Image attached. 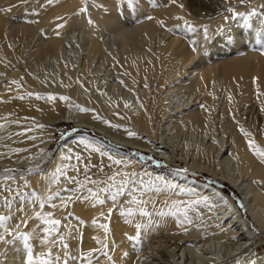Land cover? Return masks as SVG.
I'll list each match as a JSON object with an SVG mask.
<instances>
[{"label":"bare ground","instance_id":"1","mask_svg":"<svg viewBox=\"0 0 264 264\" xmlns=\"http://www.w3.org/2000/svg\"><path fill=\"white\" fill-rule=\"evenodd\" d=\"M4 1L6 0H0V56L11 60V58L17 57V49L14 51L15 38L13 41L10 38L5 39L2 33L7 22L4 15ZM88 1L38 0L31 3L30 8L26 11L27 13H33L38 7H42L43 11L37 16V34L39 38L33 42L32 49L28 54L38 58V61H46L47 63H50L52 59L57 60L59 62V66L56 65L57 69L55 71L57 77L54 78L47 74L46 78L40 81L35 79L33 71L29 73L27 70L22 69V71L17 70L5 76L2 74L0 83L5 82L7 84L10 81V85L8 84L10 87L13 84L22 86L29 93L44 97V99H37L36 96L28 97L29 94L25 93L28 97L26 99L23 95L27 103L45 109L48 116L52 117L51 122L56 124L61 122L73 123L80 130L95 132L108 140L106 141L108 144L121 148H113L111 145L104 144L89 135H77L73 140L65 142L66 144L56 152L52 161L42 172L31 175L33 180H37L39 183L46 181L43 179L61 163L60 157L69 149L84 156L85 150L80 147L82 141L94 143L111 155L113 159H119L123 162L116 165L107 156L99 157L95 155L96 153L92 154V159L99 162V167L103 166L106 171L112 174L116 171L128 172L127 165L139 169L137 174L141 173L140 169L147 172H160L152 166L142 165L136 158L121 151L126 148L148 152L158 157L166 155L158 149L159 145L155 148L152 144L153 118L148 113L147 102L141 96L143 93L138 94L136 105H128L122 97L104 98L102 95H95L97 101L91 102L79 92L80 90L77 88L72 89L66 84L71 75L77 71L79 61H83L80 66L82 69L81 74L89 71L94 64L97 53L107 57V52L111 51L117 38L121 41V59L119 64H113L114 66L111 69L115 72L113 73L115 78L118 77L117 79H119L133 68V64L126 61L129 55H134L131 50L135 48V51L143 52L149 45L150 38L158 30L171 27L181 31L187 29L185 25V21H187L197 29L194 32L196 34L195 47L208 44L215 36L220 37V41L213 40V42L215 41L213 48L215 47L216 50L224 52L225 59L222 62L214 60L205 65L199 63L197 67L194 64L191 67V78L188 79L187 77L180 83L182 84L181 89L193 95L201 87L211 89V85L216 86L223 83L224 88L227 90V94H224L227 96L226 100L224 99L225 103L235 108L238 107L239 101L236 97L242 94L243 97L241 96V98L244 101H241V103L246 106L253 99L259 107L256 111L257 114H255V125L251 129L244 127L245 131L251 133V136L245 137L241 131L231 132L227 136L224 131L220 133L217 129H214L215 127H210L211 113L209 110L215 103V98L211 93L207 95V100L205 99L200 107L195 104L196 106L192 105L186 109L184 105L189 103L191 99L181 102L175 109L165 105L164 114H169L171 118L168 122L170 132L168 134L163 132L162 135L160 134L161 136L158 135L161 145L162 140H166L171 134L169 143L174 144L170 147L173 150V147H175L174 141L180 134L179 131L185 130L186 126H190V137H188V143L182 151L184 154L189 155L191 148H194L191 155L194 162L206 160L213 166V168L211 167L212 170H209L213 176H217L219 172L224 174L221 178L243 197V206L248 220L242 214L238 215L240 210H238L232 198L224 195L222 191L214 188L211 184L200 183L195 179L173 174L174 179L180 180L184 184L175 183L179 186L177 185L176 188L170 190L173 193L169 191L160 192L164 203L167 201V204L163 206L162 203L159 204L160 206L157 205L156 208H150L149 212L152 214L151 226L141 232L139 242L129 241L127 235L136 234L134 227L136 223L148 224L149 219L147 217H141L137 214L134 218H130L132 223H126L125 218L120 216L119 210H116L113 211L111 219L106 220L101 216V212L106 215L108 209L113 207L110 200L105 205H97L96 207H92L88 202L74 201L72 211L77 210V221L73 219L72 222L77 225V252L82 250L87 253L89 250L102 248V244L97 243V239H99L108 244V248L105 250L112 256L115 264H220L232 258L240 259L239 264H251V261H256V257L250 256L249 249L253 243L258 241V237L264 233V164L253 154L248 146V141L253 140L261 148H264V0H248L246 4H241L240 0H206L209 4L204 7L206 8L204 11H199L200 13L196 11L198 8L192 11L187 10L183 4L184 0H176V3H172V0H131V3H129L128 0L129 7L127 9H131L129 15L115 11L119 10L117 3L120 0H116L113 4L108 3L107 0H98L104 6L105 11L90 7L88 9L90 14H88V11L81 12L80 9ZM193 1L188 2L191 4ZM151 3H156L159 10L155 13L149 12L147 21L144 20L146 21L145 24L137 25L134 23V28L131 30L126 29L124 21L145 16V11L149 9ZM86 5L89 7L88 4ZM180 5H183V7L181 8ZM229 7L241 13L242 18H218ZM208 11L210 14L207 13ZM253 11L255 15H251ZM178 16L184 17V19H176ZM149 17L153 19H149ZM243 17H247V23H245ZM160 22H163V24ZM205 26L209 29L210 39L208 40H205L203 36ZM81 27L84 29H81ZM225 29L227 36H223V30ZM198 33L200 34L198 35ZM19 34L20 31L15 33V37H18ZM192 48L193 45H182L174 48L176 58L179 59L180 57L183 61ZM213 53L215 52L213 51ZM207 58L205 57V59ZM151 59L153 65L142 62L138 65V68L146 71L155 69L157 60L153 57ZM188 61H192V59L190 58ZM185 64L187 65V62ZM102 67L103 64L100 63L97 70L100 71ZM21 68L23 67L21 66L19 69ZM2 70L3 68L0 69V72ZM36 74L39 77V73ZM58 78L61 79L60 83H57ZM14 79H17V83H13L12 80ZM52 82H55V85ZM56 83L59 85H56ZM235 90L238 95L233 97L236 94L234 93ZM118 92L119 90L114 88L112 96ZM46 96H54L55 99L48 100ZM64 97L68 99L65 100ZM82 109L88 111H82ZM114 112L118 114L116 117L112 116ZM98 113H101L100 118L96 117ZM102 117L110 122L105 123V119ZM117 117H121V121H117ZM113 125L118 127H113ZM130 132L134 135H129ZM198 134L202 135L201 138L198 137L201 142L193 146L194 138ZM159 138L158 141H160ZM76 139L77 142L79 141L77 148H66L68 149L66 151L65 147L70 146L71 142L77 143ZM167 145L169 144L167 143ZM214 151L215 156H213ZM199 168L202 169V166H199ZM41 179L42 181H40ZM156 195L158 196L159 193ZM162 197L159 198L162 199ZM203 198H207L206 202ZM128 199H130L128 196L118 197L121 204H124ZM196 200H200L201 203L194 205L195 211H189V216L192 219L191 224L181 225L177 217L172 215L163 217L158 215L160 211L169 212L174 201L191 203ZM55 203L58 205L60 201L56 200ZM50 209L46 207L45 211H50ZM98 209L102 211L97 212ZM79 217L84 219L83 224L79 223ZM62 219L63 224L68 223L65 216H62ZM94 220L97 221L96 224H93ZM249 222L256 225L257 231L249 227ZM35 223V221L32 223L31 228ZM100 224H108L111 229L110 234L106 235L104 230L99 227ZM89 239H91L90 247L84 245ZM254 240L256 242H253ZM95 255L99 256V260L94 257L93 264H111L99 252ZM261 256V264H264V253ZM11 257L17 258L13 261L8 260L6 264H22V260L17 254L11 255ZM76 264H80V262L77 261ZM85 264H87L86 261Z\"/></svg>","mask_w":264,"mask_h":264},{"label":"rangeland","instance_id":"2","mask_svg":"<svg viewBox=\"0 0 264 264\" xmlns=\"http://www.w3.org/2000/svg\"><path fill=\"white\" fill-rule=\"evenodd\" d=\"M35 1L38 0H6L4 1V3L2 2L5 9H11V11H4V15L8 23H5V27L3 28L2 33L4 34L5 39L10 38V40L13 41V39L15 38L14 42H16V44L11 41L9 42L14 44V51L17 49V57L11 58L10 60L8 58H2L0 56V69L3 68L2 72H0L1 77L2 74L5 76L8 73H14L17 70L22 71V69L27 70L29 73L30 71H33L35 79L40 81L44 80L47 74L53 76L54 78L56 76V65L59 66V62L57 60L52 59L50 63H47L46 61H38V58L32 57L28 54L32 49L31 47L33 42H35L37 38H39V35L37 34V16L43 11L42 7H38L31 14L26 12L27 9L30 8L31 3ZM115 1L116 0H107V2L110 4L115 3ZM188 1L190 2V0H184L183 4L186 6L187 10L191 11L196 10L197 8L198 10L196 11L198 12L204 11L206 9L204 7L209 4L206 0H197V2L196 0H194L191 4ZM86 4H88L89 7H87ZM117 4L119 6V10L115 11H119L121 14H130L131 9H127V7H129L128 0H120ZM83 7H87V11L90 7L99 8L105 11L104 6L98 0H89L88 2H85ZM158 10L159 9L157 7V4L151 3L149 9L145 11V16H142L139 19L125 20V28L131 30L132 28H134V23H136L137 25L145 24L147 21V14L149 12L155 13ZM207 13L210 14L209 11ZM88 14H90V11H88ZM225 16H231V13L226 11L224 13H221L218 18L220 17L221 19H224ZM81 29L84 28L81 27ZM17 30L20 31V34L18 37H15V33L18 32ZM75 32L77 34L76 30ZM225 32L226 29L223 30V36L228 35ZM199 34L200 33H198V35ZM195 37L196 34L192 31H188L187 29L178 31L174 28L169 27L161 29L160 31L158 30L155 35L150 38V42L147 48L143 52H140L141 54L138 50L135 51V48L131 50L134 55H129L126 61L133 64V68L131 69V71L126 73L124 77L119 79H117L118 77L115 78V75L113 74L115 72L111 69L112 66L118 65L120 62L119 60L121 59V41L117 38L115 40V44L112 45L111 51L107 52V57L101 55L100 53H97V57L94 60V64L89 69V71H86L87 73L85 72L81 74L80 71L82 69L80 68V66L83 61H79L77 63V71L71 75L66 84L69 85V87L72 89L77 88L78 90H80L79 92L91 102L97 101L95 95H102L104 98L122 97L128 105H136V99L138 94L141 95L143 93L141 96L147 102L146 106L148 105V109H146L149 111L148 113L152 115L153 118L154 129L151 137L152 144L155 148H157L159 145L158 149L166 155H161L160 157H158L154 154L143 152L140 150L134 151L126 148L122 149L121 151L128 153L132 157L136 158L142 165H149L160 171L158 173H154L151 171L147 172L140 169L141 173H139L138 177L136 178H143L145 183L151 180L160 186L162 184L160 183V179L158 178H162L163 181L169 184L174 183V185H176L175 183H179L182 185L184 184L183 182H181L180 180L179 182L178 180L172 177L173 174H180L182 176L195 179L200 183H209L214 188L222 191L224 195L232 198L234 203L237 205L238 210H240V212H238V215H241L243 211L244 215H242L245 219L248 220V216L246 214L244 206L241 207V205H243V197L234 190L235 188H231L230 184L226 183L225 180L221 178V176H223L224 174L218 171L219 173L217 172V176H213L212 173L209 172V170H212L213 166L206 160L194 162L191 156L192 149L194 148H191L189 155H186V153L184 154V152L182 151L185 145L188 143V137H190V126H186L185 130L182 129L181 131H179L180 134L178 137H176V140L174 141L175 147H173V150L172 148L170 149V147H172L174 144L171 145L169 143L171 134L166 138V140H162V144L165 142L166 143L164 145H160L161 140L158 135L161 136V133L163 132L164 134H168L170 132V130L168 129V122L169 120H171V118L169 117V114H164L166 109L165 105L171 106V108L175 109L177 108V106L180 105L181 102L183 103L184 101L191 99L189 103L184 105L186 109H188V107L190 108L192 105L195 104L200 107L203 105V102H205L204 100H207L206 97H208L207 95H209V93H211L212 96L215 98V103L212 106L213 109L211 108L209 110L211 113V120L209 119L210 127H215L214 129H217L220 133L224 131L226 135L229 136L231 132L236 133L237 131H241V128L251 129V127L254 126L256 123L255 114H257L256 111H258V103L252 99L253 102L251 100L245 106L243 103H241V101H244L241 98L242 94L238 95V92H236L235 90L234 93L236 94H234L233 97H236V95H238L236 99L239 101V106L235 108L233 106L228 105L224 101V99L226 100L227 97L225 96L227 94V90L224 88L223 83L216 86L211 85V89H209V87L205 89L201 87L200 89H198L200 92L197 91L193 95H190L189 93H186L183 89H181L182 84L180 83H182V81H184L187 77L188 79L191 78V67H193L194 64L197 67L199 63L205 65L214 60L222 62L225 59L224 52L216 50L215 47L213 48V44L215 43V41L213 42V40L220 41V37L217 36H215V38L211 40V42H209L208 44L202 46L199 45V47L196 46V52L190 50L191 52L188 56L184 57L183 61L180 59V57V60L176 58L174 48L180 47L182 45H193L192 42L195 40ZM213 51L215 53H213ZM27 57L30 60H28ZM152 57L156 58L157 60L155 69L153 68L149 71H146L145 69L140 70L138 68V65L142 64V62H146L150 65H153V62L151 61ZM205 57L208 58L205 59ZM190 58L192 59V61H188ZM185 62H187V65L185 64ZM100 63L103 64V67L100 71H98L97 67ZM21 66L23 68L19 69ZM35 72L39 73V77ZM12 81L17 82V79H14ZM60 81L61 79L58 78L57 83H60ZM8 82L7 84L5 82L0 83V125L3 126L0 127V215H8L11 217L9 221V227H11L15 223H17L18 219L21 217V209L31 214L32 209L29 207V204L31 202L32 197H28L27 199H25L24 196H20L18 198L15 197L14 192H7L5 190L8 184H11L13 189L19 187L24 192H30L32 190L41 192L44 189L46 181H42L41 179L40 181L42 182L39 183V181L33 180L31 175H34L37 172H42L52 161L56 152L64 144H66L65 142L73 140V138H76L77 135H89L92 138H97V140L103 142L104 144H108L106 142L108 140H106L102 136H99L95 132L89 130H80L78 127H75L73 123L61 122L56 124L54 122H51L50 119L52 117L48 116L45 109H42L37 105L34 106L33 104L27 103L25 101L29 96L37 97L36 94H32L31 92L29 93V91L25 90L24 87L17 86L15 84L10 87V81ZM52 83L55 85V82ZM57 83L56 85H59ZM66 88L69 89L68 87ZM114 88H117L119 92L117 94H113L112 96V90H114ZM25 93L32 95H28L27 97ZM23 95L24 97H26V99L20 98L23 97ZM139 107L142 108L143 106ZM115 113L116 112L113 113V117H116L118 115ZM99 115H101V113H98L96 117L100 118ZM102 118L105 119L104 117ZM105 120L109 121L108 119ZM116 120L121 121V117H117ZM41 125L43 127H40ZM122 127H124V125H122ZM198 137L201 138L202 135L198 134L194 138L193 146L200 144L201 139H199ZM158 138L160 141H158ZM50 141L51 143L49 144ZM78 143L79 141L77 143L71 142V145L65 147V150L68 151L69 148L76 149ZM167 143L171 146L167 145ZM80 144V147L85 150V155L83 156L79 154L82 158L80 162L76 160H72L74 162H70L71 164H75L80 168V173L78 174L77 172L69 169L68 175H79V178L83 179V169L85 165L94 166L91 167V170L88 172V175L91 176L93 179L106 180L108 176L112 175V173L106 171L105 169L103 172L99 171L100 164L98 161L92 159V154L96 153L95 155L99 157L100 154L97 152H92L90 147H85L86 144L95 145L94 143H91L90 141H82V143ZM108 145H111V147L113 148H121L112 144ZM95 146L98 147L97 145ZM66 153L68 154L69 151ZM69 154L78 153L71 150V153ZM213 156H215V151L213 152ZM199 166H202V169L199 168ZM126 168L128 169L127 171L129 173H137L139 171V169H136L135 166L132 165H127ZM6 169H11L12 171L6 172ZM185 169L187 170L186 172L183 171ZM6 175H12L13 177H15V179H13L12 181H7L4 179ZM43 180H46V178ZM25 181H27V183L30 185V188H24ZM35 181H37L38 183ZM179 184L177 185L179 186ZM67 186L74 187V185ZM88 186L93 187L92 185ZM53 188H55V186H53ZM156 194L155 192H153L149 193V196L147 198L144 197V199L152 201V203H149L146 206V210L148 209L147 211H149L150 208L153 207V203L155 204L154 208H156L157 205L160 206L159 204L162 203V205L165 206L166 203H164L163 197L160 196L162 194L159 193L158 195L159 197H162V199H160ZM4 196L9 197L8 202L11 203L12 210H9V208L5 207ZM72 208L73 202L69 203L67 208L60 206L59 203L56 209H50V211H53L55 217L61 219V221L63 220L62 216H65L66 219H68V223L66 222L67 224H63L62 221V225L60 226V233L65 235L66 243L69 245L71 252L75 255L77 253V225L72 221L73 219H75L74 221H77V210L72 211ZM96 211L100 212L102 210L98 209ZM69 220H71V222H69ZM78 221L80 223L81 221H84V219L82 217H79ZM33 222L34 220L29 222V228H31ZM249 223V227L252 230L257 231L256 225L251 222ZM63 225L66 226L64 227ZM23 230L27 231L28 229ZM0 231L3 230L0 229ZM253 242H256V240H254ZM90 244L91 239L84 243V245L88 247H90ZM40 250L41 249L37 244L36 251L39 252ZM54 251L56 250L54 249ZM249 252H251L250 256L256 257V264L262 263L261 255L264 253V233L262 236L258 237V241L256 243H253L252 247L249 249ZM14 254H17L20 260H22V264H24L25 250L20 241H17L10 245H0V264H6L8 260H15L17 257H11V255ZM239 263L240 259L232 258L226 260L225 262H221L220 264Z\"/></svg>","mask_w":264,"mask_h":264},{"label":"snow or ice","instance_id":"3","mask_svg":"<svg viewBox=\"0 0 264 264\" xmlns=\"http://www.w3.org/2000/svg\"><path fill=\"white\" fill-rule=\"evenodd\" d=\"M131 3V0H129ZM172 3H176V0H172ZM241 4L248 3V0H240ZM182 8L183 5H180ZM4 11H11V9H5ZM81 12H86L87 7L80 9ZM227 12L231 13V17H225V19H239L242 18V14L237 12L234 8H227ZM251 15H255L253 11ZM149 19H153L149 17ZM178 20H183L184 17H176ZM245 23H247V17H243ZM91 22V21H90ZM163 24V22H160ZM185 25L188 31L195 32L197 29L195 26L189 24L185 21ZM203 36L205 40L210 39L209 29L207 26L203 28ZM192 51L196 52L197 48L195 47L196 42L193 41ZM13 83H17L13 81ZM32 95V94H29ZM23 99V97H20ZM37 99H44V97L38 96ZM48 100H54V96H48ZM63 99H68L64 97ZM126 107L128 105H125ZM82 111H88L87 109H82ZM109 123L108 121H104ZM0 127H3L0 125ZM40 127H43L42 125ZM113 127H118L113 125ZM241 132L245 137L251 136V133L245 131L241 128ZM129 135H134V133H129ZM249 148L253 151V154L257 156L262 164H264V148H261L253 140L248 141ZM85 147H90L92 152H97L100 156H107L112 163L120 165L123 162L119 159H113L111 155L103 151L101 148L96 147L95 145L86 144ZM71 153V149H69ZM42 159V157H41ZM61 163L50 173L46 175V183L43 191L37 192L32 190L30 192H24L19 187L13 189L11 184H8L6 187L7 192H14L15 197L24 196L25 199L32 197L29 207L32 209L31 214L25 212L21 209V217L18 219V222L9 227V221L11 219L8 215H0V245H10L17 241L22 243V246L25 250L24 264H76L77 261L80 264H93V258L99 260V256L95 254L100 253L101 256L106 257L111 264H115L112 256L109 255L108 251L105 249L108 248V244L105 241L97 239L98 244H102V248L89 250L87 253H84L82 250H78L77 254H73L69 248V245L66 243V238L64 234L60 233V226L62 221L59 218L55 217L53 211H45L46 207L51 209H56L58 205L55 203L56 200L60 201V206L67 208L69 203H72L76 200L81 202H88L92 207L97 205L103 206L109 200L111 201L113 207H110L107 211V214L101 212L106 220H110L113 211L119 210L121 217L125 218L126 223H132L130 218H134L137 214L141 217H147L149 219L148 224L136 223L134 225L136 229L135 235H127L129 241L139 242L141 232L151 226V212L146 210V206L152 201L144 199L148 196L149 193H160L162 191H170L176 188V185L169 184L160 179V183L163 187L159 186L155 182L149 180L147 183L144 182L143 178L137 179V173H128L116 171L112 175L108 176L106 180H96L88 175V172L91 170V165L84 166V178L80 179L79 175L70 176L68 175L69 169L72 171L80 173V168L71 164L72 160L80 162L82 160L79 154H64L60 157ZM68 162V163H65ZM6 172H11V169H6ZM30 171V170H29ZM100 172L104 171L103 166L99 168ZM183 171H187L186 169ZM117 177H120L118 180ZM7 181H12L15 179L12 175H6L4 177ZM67 185H74V187H68ZM92 185L93 187H89ZM55 186V188H53ZM24 188H30V185L25 181ZM183 191V190H181ZM138 193V195H137ZM67 194V195H64ZM128 196L130 199L126 200L124 204H121L118 200V197ZM206 202L207 198H203ZM5 207L12 210V205L9 203V197L4 196ZM167 204V201L165 202ZM200 200L193 201L191 203H184L180 201H174L169 209V212L165 213L163 211L158 212L160 216L172 215L177 217L180 224H191L192 219L189 216V211H195L194 205L200 204ZM227 203V201H225ZM134 206V207H133ZM153 207L155 204L153 203ZM243 207V205H241ZM182 217V219H181ZM35 221L36 223L32 228H29V222ZM81 224L84 222L81 221ZM97 221L94 220L93 224H96ZM104 232L110 234V226L108 224H100ZM23 229H28L24 231ZM36 242V243H34ZM37 244L40 247V251H36ZM54 249L56 251H54ZM251 264H256L255 260L251 261Z\"/></svg>","mask_w":264,"mask_h":264},{"label":"trees","instance_id":"4","mask_svg":"<svg viewBox=\"0 0 264 264\" xmlns=\"http://www.w3.org/2000/svg\"><path fill=\"white\" fill-rule=\"evenodd\" d=\"M224 189H225V188H224ZM224 189H223V190H224ZM242 214L244 215L243 211H242Z\"/></svg>","mask_w":264,"mask_h":264}]
</instances>
